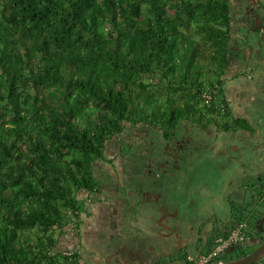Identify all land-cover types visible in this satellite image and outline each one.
Listing matches in <instances>:
<instances>
[{
	"label": "trees",
	"instance_id": "1",
	"mask_svg": "<svg viewBox=\"0 0 264 264\" xmlns=\"http://www.w3.org/2000/svg\"><path fill=\"white\" fill-rule=\"evenodd\" d=\"M231 32L230 0H0V264H81L58 239L128 125L248 127L220 98Z\"/></svg>",
	"mask_w": 264,
	"mask_h": 264
},
{
	"label": "flooded vegetation",
	"instance_id": "2",
	"mask_svg": "<svg viewBox=\"0 0 264 264\" xmlns=\"http://www.w3.org/2000/svg\"><path fill=\"white\" fill-rule=\"evenodd\" d=\"M243 2L251 12L264 8V0ZM128 126L133 136L128 139L120 134L118 137V149L111 162H115V173L94 169L97 181L94 191L79 194L83 202L81 220L83 215L88 218L84 221L87 228L83 235L96 232L99 248L112 250L117 246L114 256L125 261L134 258L140 261L139 264H159V257L167 252L169 264H191L200 256L194 254L195 251L206 250L225 232L239 227L245 232L246 223L241 217L236 219L234 216L231 200L235 197L231 199L228 193L224 197L222 193L223 188L231 187L236 178L234 166L231 170L225 169L229 176L222 174L223 167L238 156L233 150L234 137L229 131L220 146L217 128L212 138L208 131L211 126L189 120L180 122L172 131L169 125L138 123ZM205 154H210L215 162L222 156L227 158L220 169L214 170L216 166L212 165L213 178L202 167ZM207 159V164L214 163ZM262 180L263 176L252 178L250 194L260 191L263 195ZM240 189L238 192L243 193ZM91 196L99 200L93 202ZM223 197L227 202L221 201ZM226 210L230 213L224 214L223 218L222 213ZM91 220L97 223L89 224ZM80 239V243L75 241L73 246L86 245V239ZM168 240L173 242L167 243ZM129 246L133 249L131 254L124 251ZM149 254L152 258L146 259ZM219 258L221 256L210 264H217Z\"/></svg>",
	"mask_w": 264,
	"mask_h": 264
},
{
	"label": "crops",
	"instance_id": "3",
	"mask_svg": "<svg viewBox=\"0 0 264 264\" xmlns=\"http://www.w3.org/2000/svg\"><path fill=\"white\" fill-rule=\"evenodd\" d=\"M230 1L232 14L230 64L224 76L225 81L220 86V98L224 97L226 99L232 117L245 121L248 125L245 129L240 128L237 131L230 132L234 137L232 141L233 149L238 152L245 150L250 155L247 161L243 160L245 163L241 167L244 169V173L259 168V171L251 172L257 173L253 177H264V8L260 11H253L252 9L251 12L245 7L243 0ZM248 15L252 18H249ZM224 132V130H218L220 146L223 145L221 142L224 140ZM79 235L80 233H78V237ZM86 237V240H88L85 242L88 246L86 253L90 257V261L85 259L82 263H104L97 254L102 250V248H99L98 234L90 232ZM169 242L172 243L173 240H168L167 243ZM83 246H76V251L80 252ZM131 247H126L124 251L127 254L133 253ZM67 250L73 251L74 249L68 247L64 251ZM197 252L195 251L194 254H205V250ZM166 253L163 252L161 254L163 256L159 257L161 260L159 264H169L170 261L165 256ZM146 257V259L152 258L150 254ZM132 259L129 258L128 261H125L120 257H116L113 263L110 260V262L105 261V263L139 264L138 259Z\"/></svg>",
	"mask_w": 264,
	"mask_h": 264
},
{
	"label": "rangeland",
	"instance_id": "4",
	"mask_svg": "<svg viewBox=\"0 0 264 264\" xmlns=\"http://www.w3.org/2000/svg\"><path fill=\"white\" fill-rule=\"evenodd\" d=\"M140 129L141 128L138 127V131H140ZM208 131L211 132V137L213 138V136L216 132V127L212 125L208 129ZM121 134L125 135V137H128V139H131V137L133 136L132 134H130L129 126L125 127L124 131ZM224 135H225L224 136V138H225L229 134L226 133V131H225ZM217 136H218V133H217L216 137ZM118 137H119V135H116L110 142H108L107 151L105 153V160H99L96 162L95 168H94L95 171H99L101 169H108V171H110L111 173H115V169H116L115 162L114 163H111V162H112V160L114 161L115 151L118 149V143H119ZM217 139H218V137H217ZM217 142H219V140H217ZM234 145H236V144H234ZM235 152H238V151H235ZM206 155L207 154L204 155L205 163L202 165V167L206 171L207 175L210 178H213L214 171H213L212 167L216 166V168L213 167L214 170L217 168L220 169L222 167V164L224 163V159L227 161V158L222 156V158L218 159V161L215 162L214 159H211L212 157H210V154H208L207 156ZM207 157L209 159H207ZM236 158H235V161L231 163L232 165L228 164L227 165L228 167L224 166L223 167L224 170L222 169L223 170L222 174L227 175V176H229L230 173L225 171L226 168L228 170H231V167L234 166L233 168L236 169L235 170L236 178H235L233 185L231 187L223 188L222 193H224V197L226 196L225 195L226 193L231 195V199H233V197H235V199L231 200L233 203V207H234V210H233L234 216L236 219L241 217L242 221L244 223H246L245 232L248 234V239L246 241L240 243L232 251L224 252L221 255V258H219V261L217 263L227 262L229 260H235V259H237V257H239L241 255L242 249L252 252L253 250H255L260 245L261 240L264 241V193H263V195H261L260 191H257L254 195V194H250V190H249L252 187L250 182H252V178H254L253 176L255 174H257V173H251V172L259 171V168L255 167L256 169H254L253 171L250 170V171L244 173V169L241 167L245 163L243 160L247 161V159L250 158V155L247 154V152H245V150L238 152V156H236ZM206 159L209 160V162L213 161L214 163L207 164ZM116 163L119 164V160H116ZM203 169H201V170H203ZM218 173H219V171H218ZM262 182H264V180H262ZM240 187L243 190V193L238 192V189ZM81 195L82 194H80V196ZM224 197L221 198L222 199L221 201L227 202V200ZM91 200L93 202H97L99 200V198L96 196H91ZM225 207L226 206H224V209H225ZM228 212H229V210H226L225 212H223L222 217L224 218V214H227ZM91 218H93V215ZM82 219L83 220H81V223L79 224V226L77 228H76V225L74 223L76 218L73 219L74 222H71L70 224H68L65 227L64 234L61 235L58 239L56 251H64L68 247H71L74 250H76V248H75L76 246H73V243L75 241L78 243L80 241V238L87 239L86 235H83V234L85 233L86 228H87V226L84 225L85 224L84 221H87L88 218H86L85 215H83ZM88 221H90V220H88ZM95 222L96 221L91 220V222L89 224H94ZM81 228L83 230H81ZM78 233H80L79 237H78ZM249 235L253 236V238H251ZM257 235H259L260 237L258 238ZM83 245L84 244H81V246H83ZM87 248H88V246L86 244L85 246H83V249L80 250V254L82 256L81 264H83L82 262H83V260L85 261V259L87 261H90V257H88L87 253H86ZM117 249H118V247L115 246L112 250L106 248V250L102 249L100 252H98L97 253L98 256H100V258L104 261V263H102V264H106L105 261H109V260L112 261V263H113V260L116 259V256H114V253L117 251ZM69 251H72V250H67L65 252H69Z\"/></svg>",
	"mask_w": 264,
	"mask_h": 264
},
{
	"label": "built area",
	"instance_id": "5",
	"mask_svg": "<svg viewBox=\"0 0 264 264\" xmlns=\"http://www.w3.org/2000/svg\"><path fill=\"white\" fill-rule=\"evenodd\" d=\"M247 239L248 235L242 231V228H236L230 231L227 236H219L216 247L209 254L200 255L191 264H210L224 252L228 251L230 248L233 249ZM262 264H264V258Z\"/></svg>",
	"mask_w": 264,
	"mask_h": 264
},
{
	"label": "water",
	"instance_id": "6",
	"mask_svg": "<svg viewBox=\"0 0 264 264\" xmlns=\"http://www.w3.org/2000/svg\"><path fill=\"white\" fill-rule=\"evenodd\" d=\"M264 258V241L252 252L241 258L217 264H256Z\"/></svg>",
	"mask_w": 264,
	"mask_h": 264
}]
</instances>
